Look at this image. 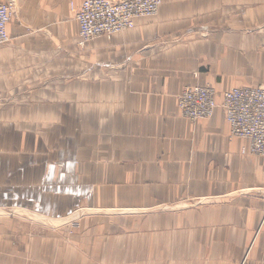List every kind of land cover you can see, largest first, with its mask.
Wrapping results in <instances>:
<instances>
[{
  "label": "crops",
  "instance_id": "0c3cea01",
  "mask_svg": "<svg viewBox=\"0 0 264 264\" xmlns=\"http://www.w3.org/2000/svg\"><path fill=\"white\" fill-rule=\"evenodd\" d=\"M13 1L0 118L80 120L78 182L114 191L67 198L128 210L73 235L0 221L12 226L0 264H264V157L231 137L221 107L226 91L264 85V0H162L156 17L85 46L71 6L83 0ZM188 86L216 90L213 118L182 116Z\"/></svg>",
  "mask_w": 264,
  "mask_h": 264
},
{
  "label": "rangeland",
  "instance_id": "374dc122",
  "mask_svg": "<svg viewBox=\"0 0 264 264\" xmlns=\"http://www.w3.org/2000/svg\"><path fill=\"white\" fill-rule=\"evenodd\" d=\"M10 2L14 3L13 0ZM69 122L70 133L66 135L62 132L57 133L60 129L66 128ZM79 122L80 120L59 118H0V221L14 223L17 220L50 230L52 233L65 231L73 235L77 225L92 216L110 218L114 215L116 218L128 210L85 207L77 209L80 205L78 203L83 199L75 204V200L67 198L66 194L72 190H75L73 198L77 200L78 196H83L87 191L84 200L91 197L90 201H93L97 193L108 196L114 191V184L109 182L87 185L78 182L80 178L78 175L80 168L77 167L80 154L78 149L81 140L86 137L75 134V127L79 126ZM15 132L22 134L16 135ZM92 153L99 154L100 151L93 150ZM70 177L75 178V181L69 182ZM62 196H66V199ZM106 201L97 205L100 207L122 205L115 201ZM55 208H60L66 213H74L52 215L56 211ZM6 229H12L10 223L0 222V236Z\"/></svg>",
  "mask_w": 264,
  "mask_h": 264
},
{
  "label": "built area",
  "instance_id": "2783aa9c",
  "mask_svg": "<svg viewBox=\"0 0 264 264\" xmlns=\"http://www.w3.org/2000/svg\"><path fill=\"white\" fill-rule=\"evenodd\" d=\"M162 0H83L72 8L80 28V45L135 28L136 20L159 14ZM15 15L13 2L0 3V46L10 41L8 25ZM217 92L212 87L184 89L178 99L181 114L191 120L211 119L217 109ZM222 108L231 137L248 142L244 152L264 157V85L233 88L223 95Z\"/></svg>",
  "mask_w": 264,
  "mask_h": 264
},
{
  "label": "bare ground",
  "instance_id": "6f19581e",
  "mask_svg": "<svg viewBox=\"0 0 264 264\" xmlns=\"http://www.w3.org/2000/svg\"><path fill=\"white\" fill-rule=\"evenodd\" d=\"M72 6V5H71ZM75 11V10H74ZM80 41H81V39H80ZM87 44V43H86ZM82 46H85V44L84 45H82ZM255 88H257V87H255Z\"/></svg>",
  "mask_w": 264,
  "mask_h": 264
}]
</instances>
